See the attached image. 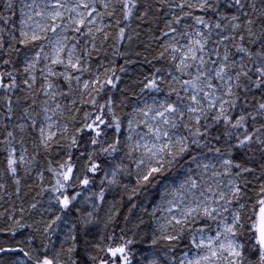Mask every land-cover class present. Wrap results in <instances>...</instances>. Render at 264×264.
<instances>
[{
  "label": "snow or ice",
  "instance_id": "snow-or-ice-1",
  "mask_svg": "<svg viewBox=\"0 0 264 264\" xmlns=\"http://www.w3.org/2000/svg\"><path fill=\"white\" fill-rule=\"evenodd\" d=\"M0 264H264V0H0Z\"/></svg>",
  "mask_w": 264,
  "mask_h": 264
}]
</instances>
